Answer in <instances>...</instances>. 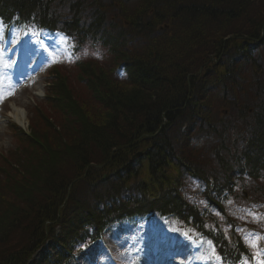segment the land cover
<instances>
[{"label": "trees", "instance_id": "1", "mask_svg": "<svg viewBox=\"0 0 264 264\" xmlns=\"http://www.w3.org/2000/svg\"><path fill=\"white\" fill-rule=\"evenodd\" d=\"M111 1L114 19L93 5L89 20L84 0H68L72 18L64 0H0L5 23L63 30L78 57L55 69L28 130L10 126L0 264H63L104 221L149 211L252 264L244 236L264 233V0ZM50 238L55 251L34 259Z\"/></svg>", "mask_w": 264, "mask_h": 264}, {"label": "rangeland", "instance_id": "2", "mask_svg": "<svg viewBox=\"0 0 264 264\" xmlns=\"http://www.w3.org/2000/svg\"><path fill=\"white\" fill-rule=\"evenodd\" d=\"M92 0H84V9L88 11L87 14L81 18H88L92 15L93 5L96 9L103 6L101 11L107 17L114 19V6L118 4H111V0H99L93 2V5L88 3ZM88 2V3H87ZM92 3V2H91ZM90 6L89 8L87 7ZM62 5H68V0H64ZM58 8L61 11V7ZM58 6V3L56 4ZM81 8V11H82ZM5 26L0 23V47L6 49L4 58L0 61V153H6L13 149L15 146L13 131L10 130L9 124L13 122L18 123L16 120V108L19 107L22 120L27 129L30 127L31 119L29 113L34 109L33 107L44 99L45 88H48L47 83L53 79L51 75L55 65H63L69 59L70 51L67 39L63 35L45 34L42 37L41 43L36 41L34 36L27 37L23 43L20 37L5 35ZM19 42V43H18ZM46 50L51 53L44 52L43 45ZM21 45L19 50L15 51V47ZM25 46V48H24ZM26 52V55H24ZM24 58V59H23ZM21 66L30 67L28 79H21L15 81L14 71ZM12 93V94H11ZM8 94H11L7 97ZM223 111V109H221ZM228 112V111H227ZM19 124V123H18ZM114 238H109L110 244L115 251V255L122 264H126L129 258L136 260L138 254L149 252V258L144 264H166L167 260L187 259V264H222L213 255V243L210 240L200 237L184 230L179 222L176 220H165L162 216L156 218L154 223L140 226L139 228L132 229L130 226H121L115 228ZM187 234V235H185ZM97 246L88 254L83 256L80 260L74 259L72 264H112L106 252L103 251L102 246L97 243ZM178 246L182 249V255H169L168 251ZM48 249L42 248L35 254L37 259L43 255ZM179 251V250H178ZM154 258L153 255H158ZM142 255V254H141ZM163 255H165L163 257ZM197 257L196 260L193 258ZM169 260V261H170ZM131 262V261H130Z\"/></svg>", "mask_w": 264, "mask_h": 264}, {"label": "snow or ice", "instance_id": "3", "mask_svg": "<svg viewBox=\"0 0 264 264\" xmlns=\"http://www.w3.org/2000/svg\"><path fill=\"white\" fill-rule=\"evenodd\" d=\"M5 51H6V49H4L3 47H0V61L3 60ZM3 98H4L3 96H0V99H3ZM250 215H253L255 219H259V217L256 216V214H251L250 213ZM238 231L243 232V229H238ZM185 235H187V234H185ZM244 240H245V243L250 248L256 250L254 255L256 256L257 264H264V259L261 258L262 256H264V253L259 251V242L261 240H264V237L258 236V235H255V234H253L252 236L246 235V236H244ZM209 243L211 244V241H209ZM213 255L216 256L217 260L221 259L219 256L216 255L214 246H213ZM243 264H249V262L247 260H245L243 262Z\"/></svg>", "mask_w": 264, "mask_h": 264}, {"label": "bare ground", "instance_id": "4", "mask_svg": "<svg viewBox=\"0 0 264 264\" xmlns=\"http://www.w3.org/2000/svg\"><path fill=\"white\" fill-rule=\"evenodd\" d=\"M16 109L18 111H16V117L15 118H16V120L18 121V123L20 125H23L24 124V120H22L21 116L19 115L20 109H19V107H17ZM105 218H109L108 214L105 216ZM170 249H171V251L170 250L168 251V254L166 255L167 257H169V255H179V254H182L181 252L183 251L182 249H178V246L172 247ZM174 263L177 264V261H175Z\"/></svg>", "mask_w": 264, "mask_h": 264}, {"label": "water", "instance_id": "5", "mask_svg": "<svg viewBox=\"0 0 264 264\" xmlns=\"http://www.w3.org/2000/svg\"><path fill=\"white\" fill-rule=\"evenodd\" d=\"M140 154H137V155H135V156H139Z\"/></svg>", "mask_w": 264, "mask_h": 264}]
</instances>
